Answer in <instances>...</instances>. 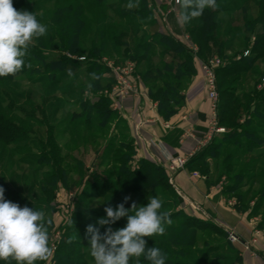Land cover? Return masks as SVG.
<instances>
[{"label": "rangeland", "instance_id": "1", "mask_svg": "<svg viewBox=\"0 0 264 264\" xmlns=\"http://www.w3.org/2000/svg\"><path fill=\"white\" fill-rule=\"evenodd\" d=\"M144 1L148 2L147 9L152 12L148 11V15L141 18V5ZM263 1L216 0L217 8L213 10L218 11L214 16L218 48L211 44L208 53L200 56L193 35L186 31L185 25L177 23L180 7L171 0H138V7L132 9H128L126 5L130 2L137 3V0H124L122 7L139 14L131 19L122 18L117 11L97 5L96 0H13V6L18 11L34 12L38 21L47 27L46 35L33 40L26 56L38 54L48 61H57L64 56L67 60L63 68L51 71H44L38 62L28 61L33 67V72L20 74L12 82L0 81V126L4 127L0 131V181L6 185L4 199L11 201L8 193L15 191L31 204L29 208L43 211L46 219L51 221L49 246L53 254L47 261H37L36 264H52L55 254L59 251L67 253V264H94L90 256V237L86 234V228L89 224L99 227L98 219L106 217L104 209L109 206L115 209V203L125 197H129L128 201L137 206H146L148 197L157 196L163 202L161 211H167L170 215L182 211L190 216L199 210L194 203L183 198V192L186 190L196 197L198 191L200 192L197 183L208 176L207 168H200V165L196 164L189 168L186 166L184 171L180 172L189 178L188 182L184 183L181 178L178 179V173L173 178L170 176L171 183L167 184L163 177L157 179L153 169L145 166L142 170L143 176L134 174L142 168V162L134 159L135 152L128 138L126 123L119 115L113 114L102 124V118L95 113L88 116L82 104H100L105 98L111 104L113 98L122 100L116 90L114 73L107 67L108 63L116 68L133 69L137 92L129 98L140 95L139 87L142 84L149 90L148 94L153 101V98L161 99V94L167 87L171 88L169 90L175 97L188 90L197 71L194 74L178 76L179 69L186 62L185 55L179 51L167 53L163 45L154 44L143 54L146 58L139 64L125 59L130 52L128 46L133 45L134 28L142 45L158 40V36L164 34L186 46L193 54L194 65L197 63L200 67L205 79L207 99L210 101L208 77L203 65L222 61L228 66L231 57H247L244 56L246 49L251 50L256 40H262L264 37L259 31L264 25V21H261L264 15ZM119 2L120 0H108L110 5ZM66 8H71L73 12L79 10L80 18L85 23L75 55L65 52L62 44H66L67 40L62 38L61 23L55 22L54 19ZM195 25L196 23L192 24ZM115 36L126 45H117L113 41ZM49 39L56 45L55 49L49 45ZM42 43L44 47L40 48ZM171 50H175L174 46ZM258 53H263V56L253 67L227 78L220 76L216 71V80L217 87L218 81L224 82L221 90L218 89L220 111L222 98H227V95L221 94L224 90H229L240 99L242 106L249 107L240 119L239 115L230 119V114L226 116L228 120H225L226 117L224 120L220 119L218 127L224 129L225 133H233L242 129L248 121L249 137L261 148L252 154L242 156L239 153L241 156L238 158L236 153L233 154L236 148L230 143L228 149L222 150L220 158L214 161L216 173L215 180L211 182H220L218 188L219 191L222 190L228 207L231 200L240 203L241 208L245 209L253 206V203H260L254 208L252 218L255 219L251 225H247L249 228H258L260 235L256 234L254 243L264 235V225L259 226L264 219V199L257 200L259 193L264 189V51L258 50ZM69 69L73 72L72 76L68 75ZM93 72L101 76V79L92 80ZM89 83L93 84L90 92L87 90ZM209 124L211 131V119ZM10 125L17 130V136L14 138L9 137L14 131H5ZM20 128L27 143L22 142V136L17 138ZM247 145L243 144V148ZM42 150L48 154L53 150L51 154L60 155L67 176V184H59L57 192L49 201L42 187L46 175H52L56 170L53 162L47 164L45 160H41ZM226 161L230 164L236 163L234 166H238V169L234 171L243 173L241 184L235 192H230L231 171L229 164L228 167L224 165ZM206 207H210L224 223H235V219L225 210H216L215 206L211 205ZM171 220L170 225H165L163 235L144 238L147 247H157L165 254L166 264L169 260H174V264H237L238 252L235 247H240L241 240L231 242L230 233L233 232L226 229V226L224 228L228 231H218L214 224L212 226L216 228L209 227L208 223L201 227L190 224L182 237L185 239L181 240L188 244L174 246L171 237L173 227H177L178 222L185 219ZM126 224L127 216L114 224L101 227L100 231L103 234L107 227L116 230ZM63 242L67 244L64 246ZM245 247L248 251H253L251 246ZM245 247L241 246L244 250ZM140 259L141 264H149L143 257ZM130 264H135V259Z\"/></svg>", "mask_w": 264, "mask_h": 264}, {"label": "trees", "instance_id": "2", "mask_svg": "<svg viewBox=\"0 0 264 264\" xmlns=\"http://www.w3.org/2000/svg\"><path fill=\"white\" fill-rule=\"evenodd\" d=\"M124 0H120V2L118 4H108V0H96V2L98 3L97 5L99 6H105L108 7L110 10L112 9L114 12L117 11L122 18H127V19H131L132 17L138 16L139 14L129 11L128 9L122 7V2ZM264 4V1H263ZM142 6V11L143 13H141V18H145L148 15V11L152 12L150 9L148 10V2L144 1ZM243 13H245L244 9ZM180 11H182V9L180 8ZM218 13L217 10H213L212 8H205L203 14L195 19H192L190 22H188L187 24H185L186 27V31L191 33L194 37V41L195 44L198 45L199 47V54L201 55H205L206 53H208L210 45L213 44L214 47L218 48V45L216 44V40H217V36L215 34V29L217 27L216 21L214 19V16ZM59 15H56V17L53 18L55 19V22H60L62 25V32H63V39H66L67 42L66 44H62L65 47V52H68L69 54H76L78 52V48H79V43H80V38L82 36V32L85 29V23L84 21L80 18L81 13L79 12V10L73 12L71 8H66L65 10H62L60 13H58ZM264 17V15H263ZM262 17L261 21H264V18ZM193 22V23H192ZM194 23H196L195 26H192V24L194 25ZM248 24V23H247ZM192 26V27H191ZM131 28L133 29L134 27L131 26ZM131 29V31H132ZM133 33L132 35H134V38L132 39L133 45L128 46L130 48V52L128 53V57L125 58L127 60H133L135 61L137 64H139L143 59L146 58L145 55H143L144 53L146 54L149 50V48L151 47V45L154 44H158V45H163L166 50L168 51L167 53H172L173 51L176 52H181L183 55H185L186 57V62L184 64V66L179 69L178 71V76H184L186 74H194L196 72V67H195V63H194V57L192 52L183 44L177 42L173 37L169 36V35H164V34H160L158 36V40H152L151 43L146 44V45H142L141 41H138L137 39V32L135 34V28L133 29ZM259 31L264 35V25L263 27H261V29H259ZM60 36V39L62 40ZM49 45L51 47H54V49L56 48V45H54L52 39H49ZM117 45H126V43H122V41H119L118 38H114L113 40ZM122 44H121V43ZM175 50H171V48H173ZM40 48L44 47V44H40L39 45ZM102 49H104V45L102 44ZM101 49V50H102ZM220 49L222 50V47H220ZM227 50V49H225ZM230 50H231V46H230ZM259 51H264V37L262 38V40L257 39L256 42L252 45V49L248 50L246 49V51L249 52V54L247 55V57H241L240 59H236V57H231L230 58V64L224 68L218 69V74H221L220 76L227 78L229 76L235 75V74H240L244 71H246L247 69L253 67V65L257 62V60H259V58H262L263 53H258ZM220 52V50H219ZM225 53V52H223ZM222 55V53H221ZM27 59V61L25 60V66L24 68L15 76H6V77H0V81H9L12 82L15 80V78L17 76H19L20 74H26L27 72H33V67H28V65H30V63L28 61H35L38 62L41 65V68H44L48 71L51 70H56V69H60L63 68L65 66V64L67 63V60L64 58L60 59V60H52V61H48L45 57L35 54V55H29L25 57ZM65 59V60H64ZM99 68H102L101 66H99ZM264 76V75H263ZM264 80V78H263ZM224 82H220L218 81V89L221 90L222 86H223ZM264 85V83H263ZM171 89L170 87H167L166 90L164 92H162L161 94V99H154V101L158 104V110L160 112V114H162V116L164 117V119H169L171 118L173 115L176 114L177 112V108L181 105L182 101H183V95L180 93L178 95L173 96L171 94ZM221 93V92H220ZM221 94H223L224 96L227 95V98L223 100L222 98V103H221V111L220 109H218V119H222L224 120L225 117L230 114V119L234 116H238V119H240L242 117V114L245 113L248 110V106H242L240 99L236 98L233 94L230 93V91H223ZM150 95H152V93H150ZM258 95L261 96V94L259 93ZM153 96V95H152ZM253 101V100H252ZM251 102V100H250ZM252 103V102H251ZM110 101L105 98L103 99L102 103L98 104L95 103L92 105V103L89 102H85L82 104L83 109L87 111L88 116L93 115V113L99 115L102 118V124H104L111 115L115 114L111 109H110ZM257 109V108H256ZM221 114V115H220ZM222 116V117H221ZM233 117V118H234ZM229 119V118H228ZM227 117L225 120H228ZM89 120L90 117H89ZM221 120V121H222ZM90 121H88L89 123ZM248 125V121H246V123L243 125L242 129L234 131L233 133H225V135L223 134L222 139L220 138H216L212 141V143L202 152L196 154L191 161L188 163L187 167H191L194 164L196 165H200V168H207L206 166V158L205 157H211V158H220L221 156V152L222 150H227L228 147L230 146V143L232 144V146H234L235 151L233 152L236 153L237 157L240 158V156L242 154L247 155V154H252L253 152H255L257 149L259 150L261 147L260 145L257 146V143H255L254 141L251 140L250 136V129L247 127ZM4 127L0 126V131H2ZM5 130V129H4ZM7 133L8 132H12L13 131L15 133L11 134L9 137H16L17 134V130L15 129L14 126L10 125V128L8 130H5ZM27 130H26V134H27ZM19 137H17L18 139L21 138L20 136L23 137V131L21 130V128L19 129ZM255 134H253L254 136ZM14 140V139H13ZM16 140V139H15ZM26 136L24 135L23 137V141L22 142H26ZM247 145V147L244 149L243 148V144ZM52 151H50V154H48L46 151H41V160H45L47 162V164L52 163L54 164V169L56 170L55 173H53L52 175H46V181L45 184L42 187V191L43 193L46 195L47 201L52 199V195L55 194L58 190V186L59 184L62 183L63 184H67V176H66V170L63 168L62 166V158H60V155L56 154H51ZM241 153V155L239 154ZM243 156V155H242ZM56 160V162L54 160ZM228 164L230 165V171H231V179L232 181H230V192H235L237 190V188L239 187V185L241 184V180L243 179V173H237L235 171H237L238 166H234L235 164H230L229 161H226L224 163V165H226L228 167ZM239 164V163H237ZM218 165V164H217ZM148 167V169H153L154 171V177H156L157 179H161V177L164 178V180L166 181L167 184H169V180L168 178L165 177L164 172L161 171V169L156 168L154 165L150 164V163H146V162H142V168L139 171L134 172V174L137 175H141L143 176V168ZM208 169V168H207ZM54 170V171H55ZM235 170V171H234ZM150 175V174H148ZM147 176V174L145 173V177ZM233 176V177H232ZM44 181V180H43ZM48 186V187H47ZM0 187L5 188L6 185L4 182L0 181ZM9 192V191H8ZM10 196L9 198H11L10 202L16 203L18 204L20 207H31V204H29V202L22 197L21 195H18L15 193V191H12L8 193ZM50 198V199H49ZM264 199V189L259 193L258 195V199L257 200H261ZM125 199L118 201L117 203H115V207H117V205L124 203ZM258 203V202H257ZM255 203L254 207H253V212H254V208L257 207L258 204L260 203ZM133 203L127 201L126 203H124L125 208L130 209ZM131 214V212L129 213ZM171 219L174 218H184L185 220L182 222H178L177 227H173V232H172V240H173V244L174 246H186L188 243H184L181 240H184L182 237L185 234L187 228H189V226L193 225L196 227H201V226H205V224L207 225V223L209 224V227L212 228H216L214 226H212L213 224L210 222H205L202 220H198L194 217L185 215L184 212L182 211H176L174 213H172L170 215ZM191 224V225H190ZM264 225V219L259 223V226L262 227ZM171 230V229H170ZM216 230L221 231L220 229L216 228ZM168 233L170 234V231L168 230ZM64 246L67 244L66 242L62 243ZM55 258H53L52 264H67L68 263V259L69 257L67 256V253H62V251H59L55 254L54 256ZM174 261V260H172ZM171 260H169V262H167L168 264H174ZM0 264H13V261H0Z\"/></svg>", "mask_w": 264, "mask_h": 264}, {"label": "clouds", "instance_id": "3", "mask_svg": "<svg viewBox=\"0 0 264 264\" xmlns=\"http://www.w3.org/2000/svg\"><path fill=\"white\" fill-rule=\"evenodd\" d=\"M182 9L177 23L185 25L201 16L205 8L216 9V0H176ZM128 9L138 7L128 3ZM46 25L40 23L34 12L18 11L13 0H0V77L15 76L25 66V57L34 39L46 35ZM31 67V65H28ZM68 75L72 76L71 69ZM92 80L101 76L91 73ZM93 84L87 85L88 92ZM4 188L0 187V261H15V264H36L47 261L53 250L49 246V225L43 211L5 201ZM130 199L125 197L124 203ZM124 203L115 209L106 207V217L98 219L99 227L89 224L86 234L90 237V256L94 264H141V257L149 264H166L167 257L157 247H147L145 237L163 235L165 225L172 220L167 211H161L163 202L157 196L148 197L147 205L125 208ZM131 212V215L129 213ZM127 216L125 227L113 230L107 227L103 234L101 227L114 224ZM71 242V241H69Z\"/></svg>", "mask_w": 264, "mask_h": 264}, {"label": "crops", "instance_id": "4", "mask_svg": "<svg viewBox=\"0 0 264 264\" xmlns=\"http://www.w3.org/2000/svg\"><path fill=\"white\" fill-rule=\"evenodd\" d=\"M195 67L196 77L188 90L182 94L184 99L177 108L176 114L167 120L160 114L158 104L150 98L149 90L144 84H140V95L137 97L122 100L113 98L112 104L110 103L111 110L126 123L128 138L135 152L134 159L161 169L168 180L170 177L168 166L172 159L188 157L196 152L198 154L204 151L214 139H220L225 134L213 136L205 147L202 146L210 132L209 121L212 117V109L206 95L205 79L197 63ZM205 158L208 176L198 181L197 186L200 192L198 191L195 197L190 192L182 190L183 198L194 203L199 209L190 216L210 222L220 230L230 229V232L237 235L241 240L240 247L233 245L238 252L237 264H264V235L260 236L257 243H254L253 238L259 234L258 228L248 227L255 219L252 218L254 203L253 206L245 209L241 208L240 203L231 200L228 207L222 190L219 191L218 188L221 185L220 182L211 184L215 180L216 158ZM177 176L183 183L189 180L187 175L179 173ZM210 205L215 206L216 210L223 209L228 212L230 217L235 219V223L233 225L224 223L211 211L210 207H206ZM241 246H251L254 252L248 251L246 247L244 250ZM255 252L258 253L255 254Z\"/></svg>", "mask_w": 264, "mask_h": 264}, {"label": "built area", "instance_id": "5", "mask_svg": "<svg viewBox=\"0 0 264 264\" xmlns=\"http://www.w3.org/2000/svg\"><path fill=\"white\" fill-rule=\"evenodd\" d=\"M171 1L173 2V4L177 6L176 0H171ZM248 54L249 52L246 51L244 53V56H247ZM226 66L227 64L223 63L222 61H217L215 62V64L205 63V65H203V69L208 77L207 87H208V93H209L211 109H212L211 125H213V129H211L207 140L202 144L203 147H205L208 144V142L212 140L213 136L225 133L224 129L218 127L219 96H218V87L216 80V71ZM107 67L111 70V72L113 71L114 73L113 77L115 80V84L117 85L116 90L117 92H119L122 99L129 98L137 92V86L133 80L135 77V75H133V69L116 68L111 63H108ZM196 153H193L188 157H179L172 159L168 167L169 176L173 178V176L177 175L180 172H183ZM171 178L169 177L170 183L172 180ZM230 239L231 242H236V241L240 242V239L233 233H230Z\"/></svg>", "mask_w": 264, "mask_h": 264}]
</instances>
